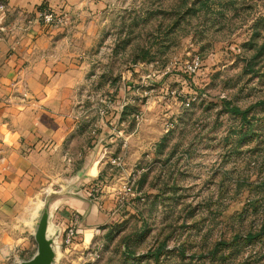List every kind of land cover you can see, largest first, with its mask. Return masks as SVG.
Segmentation results:
<instances>
[{"label":"rangeland","instance_id":"obj_1","mask_svg":"<svg viewBox=\"0 0 264 264\" xmlns=\"http://www.w3.org/2000/svg\"><path fill=\"white\" fill-rule=\"evenodd\" d=\"M43 9L84 63L75 98L92 122L116 91L150 106L139 211L61 245L80 255L73 264H264V0H42ZM53 164L59 176L43 172L44 188L92 197L64 161ZM57 196L35 193L12 217L0 264L28 260L36 241L28 227L18 240L20 217L30 200Z\"/></svg>","mask_w":264,"mask_h":264},{"label":"crops","instance_id":"obj_2","mask_svg":"<svg viewBox=\"0 0 264 264\" xmlns=\"http://www.w3.org/2000/svg\"><path fill=\"white\" fill-rule=\"evenodd\" d=\"M41 2L0 0L9 30L0 34V227H7V232L0 234L12 233L8 229L12 217L21 214L29 197L43 191L61 193L50 207V223L61 247L56 264H73L80 255L61 246L72 217L77 216L76 240L84 237L85 231L110 223L118 212L126 217L139 211L146 174L138 154L143 142L140 123L150 115V106L146 102L140 106L134 90L116 91L106 97L112 106L105 118H100L98 109L106 99L92 122L88 101L81 103L75 98L79 94L74 89L76 75H81L79 65L84 63L70 52L74 46L68 37L57 33L59 28L39 21L36 9ZM116 158L119 164L111 162ZM60 160L71 167L86 194L96 186L98 196H75L74 186L44 188L41 174L48 173L45 175L51 179L59 176L58 164L53 163ZM37 162L44 167H38ZM130 178H135L134 193L121 202L119 189ZM30 202L28 212L20 217L18 240H26L20 238L21 232L32 228L26 219L40 204L33 199ZM4 239L0 237V241ZM25 247L23 244L15 250ZM32 247L28 259L37 244ZM5 249L0 248V256H6Z\"/></svg>","mask_w":264,"mask_h":264},{"label":"water","instance_id":"obj_3","mask_svg":"<svg viewBox=\"0 0 264 264\" xmlns=\"http://www.w3.org/2000/svg\"><path fill=\"white\" fill-rule=\"evenodd\" d=\"M51 204L52 199L40 207L32 227L37 249L30 259L22 261L21 264H56L58 257L55 235L47 234Z\"/></svg>","mask_w":264,"mask_h":264},{"label":"built area","instance_id":"obj_4","mask_svg":"<svg viewBox=\"0 0 264 264\" xmlns=\"http://www.w3.org/2000/svg\"><path fill=\"white\" fill-rule=\"evenodd\" d=\"M37 18L39 21L44 25H50V26H57L61 20L56 15L54 11L49 10H38L37 11ZM194 68L197 67L198 61H195ZM111 101L110 99H106L103 105H101L98 109V113L100 115V118H105L107 115L109 108L111 107ZM112 163L119 164L120 159L116 158L111 160ZM134 186H135V178H130L127 182H125L119 189L118 193V199L123 202L125 201L130 195L134 193ZM94 190V187L90 189L88 192V195H91L93 197V193L91 191ZM94 192V191H93ZM76 222H77V216L72 217V223L68 225V227L64 231V235L61 240L62 245H71L73 241L75 240L77 236L76 231Z\"/></svg>","mask_w":264,"mask_h":264},{"label":"bare ground","instance_id":"obj_5","mask_svg":"<svg viewBox=\"0 0 264 264\" xmlns=\"http://www.w3.org/2000/svg\"><path fill=\"white\" fill-rule=\"evenodd\" d=\"M41 205H42V204L40 203L37 207H35L36 209H34V211L32 210V211L30 212L29 217L26 219V220H27L26 223H27L28 226L33 227V225H34V221H35V219H36V217H37V213H38V211H39ZM47 234H48L49 236H50V235H55V236H54L55 239L57 238L56 230H55L54 226L52 225V223H50V224L48 225V228H47ZM56 247H57V257H59V256H60V250H59V249H60V246H59V244H58V242H57V239H56Z\"/></svg>","mask_w":264,"mask_h":264}]
</instances>
